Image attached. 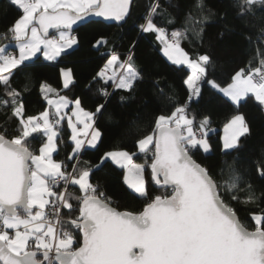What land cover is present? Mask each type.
<instances>
[{"label": "snow or ice", "instance_id": "obj_1", "mask_svg": "<svg viewBox=\"0 0 264 264\" xmlns=\"http://www.w3.org/2000/svg\"><path fill=\"white\" fill-rule=\"evenodd\" d=\"M132 2L8 0L22 15L3 34L5 38L11 34L16 41L18 55L7 46L0 47V108L10 111L9 121H17L14 129L0 128V264H264V207L252 216L255 226L251 230L235 208V204L264 201V188L257 192L239 155L228 159L232 152H239L241 138L250 134L245 117L233 115L225 125L229 135L224 139V159L214 171L196 159L198 151H210V118L200 119L197 128L196 115H189L193 100L198 103L202 97L204 85L222 93L234 105L239 106L251 95L264 108V50L260 51L259 66L252 67L249 60L226 86L218 83L215 77L219 61L207 52L190 57L182 47L184 40L194 47L204 44L206 28L217 16L205 0H191L184 26L174 28L170 34L157 25L155 17L170 16L168 24H174L175 14L169 7L179 11L181 6L171 5L170 0H154L140 26L142 33L155 34L169 62L190 70L184 80L187 99L181 102L160 87V114L145 134L135 139L139 153L146 158L151 153L148 166L162 194L148 192L145 166L133 162L136 153L108 152L97 165L85 161L87 167L53 158L59 136L57 126L66 116L74 142L67 161L75 160L85 145L79 137L86 133L77 125L92 129L87 144L95 147L102 134L93 128L94 117L102 113L105 104H98L96 113L87 112L79 98L69 101L44 83L40 85L42 96L55 112L45 109L39 116L25 117L22 97L29 91V83L23 85V91L12 84L17 71L28 67L24 62L38 52H43L46 60H55L77 44L72 26L87 16L126 22ZM228 7L234 21L243 28L257 30L255 42L258 49H264V0H229ZM226 19L227 11L216 22ZM49 29H56L58 36L49 38ZM225 31L236 32V25L223 23L219 35L223 37ZM240 34L249 44L253 42L252 32ZM137 43L133 41L123 60L113 50L105 68L97 74L105 84L111 81L115 89L129 95L144 79L136 65ZM107 44L102 37L93 47ZM113 66L121 69L119 74H109ZM62 77L64 88H68L73 83L71 72L62 70ZM155 83L159 85V79ZM99 91L105 97L110 95L105 88ZM48 93H56L58 99L54 101ZM71 104L74 108L68 116L63 110ZM72 117H76L75 123ZM138 123L134 118L126 126L125 135L131 137ZM33 134L43 136L38 152L29 139ZM108 159L125 170V184L145 203L141 211L118 210L102 185L91 182V176ZM256 173L264 180V159L256 162ZM77 188L78 194L74 191Z\"/></svg>", "mask_w": 264, "mask_h": 264}, {"label": "trees", "instance_id": "obj_2", "mask_svg": "<svg viewBox=\"0 0 264 264\" xmlns=\"http://www.w3.org/2000/svg\"><path fill=\"white\" fill-rule=\"evenodd\" d=\"M154 0H135L131 5L130 14L126 22L121 26L105 24L99 21H90L80 26L74 33L78 39L86 46V56L81 59L69 60L61 59L55 63L44 62L40 58H35L24 68V71H17L12 81L13 87L23 91V85L29 83V91L23 92V103L25 105V117L38 116L46 109V102L42 96L40 85L48 84L53 89L58 90V95H63L68 100L74 101L79 98L82 101L81 107L91 113H96L98 104H105L102 113H97L94 117L95 128L101 132V138L94 148H84L76 156L75 160L67 161V157L72 153L73 143L71 133L67 124L62 121L59 129L57 151L53 158L57 161H65L69 164L79 163L80 167H87L85 161L92 165L100 163L101 158L108 152L127 151L133 155V161L145 166L144 179L148 192L152 195L162 194L158 190L151 178L150 165L151 153H139L135 146V139L142 136L153 124L155 116L159 115L162 107L159 97V88L163 87L168 94H175L181 102L187 99V88L184 84L189 71L184 66H176L170 63L160 53L161 45L156 40L153 33H142L140 26L145 23L149 6ZM163 2V0H162ZM191 0H170L171 5L179 4V11L169 7V11L175 14L176 22L168 24L170 16H157L155 22L159 26L165 27L169 34L174 28L184 26L185 13L188 10ZM207 6L217 13L213 17V22L206 28L203 46H193L188 40L182 41L183 49L194 57L197 53H209L215 60L219 61L216 71V79L222 86L231 82V77L235 71L246 68L249 60H252V67L259 66L260 51L255 42L256 29L243 28L239 21H234L232 11L228 7L229 0H205ZM227 11V19L223 23L235 24L236 32L225 31L223 37L219 33L223 30V23L216 22L218 17ZM19 12L8 4V0H0V46L6 42L14 41L11 34L7 38L4 33L11 22L18 17ZM241 31L252 32L253 42L249 44ZM106 38L108 44L98 49L93 47L97 40ZM133 41H138L135 47L136 65L143 73L144 79L140 81L133 94L129 95L123 90H117L112 83L105 84L97 76L107 62L111 52L119 53L123 60L128 50L132 47ZM23 67V66H22ZM68 69L73 77V83L68 88L62 87L61 71ZM96 78L97 82H94ZM159 79V85L155 81ZM92 85L89 87V85ZM107 89L109 96L100 94V89ZM125 96V100L120 97ZM147 101V104L145 103ZM196 115V125L199 128V121L203 117L210 118L207 132V140L210 147L209 153L202 151L196 153V159L202 164L208 165L215 171L224 159L222 156L221 134L224 126L233 115L241 114L245 117L251 131L240 140L239 152H232L228 157L239 155L241 166L248 169L251 181L257 192L264 188V180L258 178L256 173V162L264 159V108L255 101L251 95L242 100L239 106L232 104L228 99L215 90H210L207 85L203 87V95L197 103L193 100L189 108V115ZM10 111L5 112L0 108V128L7 126L10 130L17 125L15 118L9 121ZM111 117V119H109ZM138 118L131 137L125 135L126 126L134 119ZM14 134L11 133L10 135ZM32 147L37 150L43 140L42 134H33ZM205 156L207 158L205 159ZM70 169V167H69ZM124 171L115 166L110 161H105L103 167L91 176V182H99L107 195L115 202L118 210L141 211L145 206L143 199L130 191L123 182ZM78 194V188L74 189ZM243 196V193H241ZM73 204L76 201L73 200ZM264 207V201L250 204H235L242 221L249 222V228L255 226L252 216L259 214L260 208ZM67 211V210H65Z\"/></svg>", "mask_w": 264, "mask_h": 264}, {"label": "crops", "instance_id": "obj_3", "mask_svg": "<svg viewBox=\"0 0 264 264\" xmlns=\"http://www.w3.org/2000/svg\"><path fill=\"white\" fill-rule=\"evenodd\" d=\"M14 8L16 9V7L14 6ZM17 10V9H16ZM18 12H19V15H18V17H16L12 22H11V25L15 22V20L16 19H18L21 15H22V13L19 11V10H17ZM71 34L72 35H74V36H76L77 37V35L72 31L71 32ZM53 36H58V32H56V33H53L52 35H50L49 36V38H51V37H53ZM78 38V37H77ZM14 40V39H13ZM15 45H16V41L14 40V41H10V42H6V43H4V44H2L0 47H5V46H7L8 47V50L9 51H13L14 52V54H16V55H18V50L16 49V47H15ZM86 52H87V49H86V46L78 39V43L77 44H75V45H73L71 48H68V49H66L65 50V52H63V53H61L60 54V56H58L55 60H46L45 58H44V55H43V52H38L37 54H36V56H34V57H32L30 60H28V61H25L24 63L26 64V63H30L31 61H33L35 58H40L41 60H43L44 62H48V63H55V62H58V61H60L61 59H64V58H67V59H69V60H75V59H81V58H84L85 56H86ZM160 53L162 54V52H161V48H160ZM163 55V54H162ZM109 58H110V56H109ZM108 58V59H109ZM166 58V57H165ZM167 60V59H166ZM108 61V60H107ZM171 63V62H170ZM107 64V62L104 64V66L102 67V69H104L105 68V65ZM185 67V66H184ZM101 69V70H102ZM101 70H100V72H101ZM64 71H69L68 69H64ZM111 71H116L117 72V74H119V72L121 71V69H119L118 67H115V66H113V68L109 71V74H111ZM188 71H190L189 69H188ZM61 82H62V87L64 88V86H63V77H62V71H61ZM110 83H112L111 81H109ZM70 86V85H69ZM114 87V86H113ZM221 95H222V93H220ZM48 96H49V98H51V99H53L54 101L55 100H57L58 99V95L56 94V93H48L47 94ZM226 98V97H225ZM227 99V98H226ZM69 101H71V100H69ZM230 101V100H229ZM45 102H46V109H49L51 112H55V109L53 108V107H50L49 105H48V103H47V101L45 100ZM231 102V101H230ZM232 103V102H231ZM233 104V103H232ZM74 108V104H71L70 106H69V108L68 109H64L63 111L64 112H66L67 113V115L68 116H70L71 115V112H72V109ZM45 111V110H44ZM43 111V112H44ZM40 115V114H39ZM38 115V116H39ZM81 119H83V117H81ZM72 120H73V123H75L76 122V117H72ZM66 124H67V126H68V119H67V116L65 117V119L63 120ZM229 122V121H228ZM95 124V123H94ZM94 124H93V128H95V126H94ZM77 127L78 128H80L81 130H83V132L84 133H86V135H83V136H80L79 138H81V139H84L85 140V145H84V147L81 149V151L77 154V155H79L81 152H82V150L84 149V148H94V147H90V146H88V144H87V140H89V139H91V136H90V133H91V131H92V129H84V126H83V124L81 123V124H79V125H77ZM68 128H69V126H68ZM69 130H70V133H71V137H72V130L69 128ZM227 135H229V132L228 131H226V129H225V126H224V128H223V130H222V134H221V137H220V140H221V145H222V149H223V144H224V139H225V137L227 136ZM58 138H59V136H58ZM71 141H72V139H71ZM57 143H58V139H57ZM72 143H73V147H74V142L72 141ZM96 143H98V142H96ZM95 143V145H97ZM57 146H58V144H57ZM73 150V149H72ZM138 150V149H137ZM53 155H54V153H53ZM107 161H110L111 163H113L115 166H117L111 159H108ZM134 162V161H133ZM134 163H136V162H134ZM137 164H139V163H137ZM118 167V166H117ZM120 168V167H119ZM123 171H124V176H125V170L123 169ZM124 176H123V182H124ZM124 184H125V182H124ZM126 185V187L128 188V186H127V184H125ZM129 189V188H128ZM130 191H132V192H134L132 189H129Z\"/></svg>", "mask_w": 264, "mask_h": 264}, {"label": "water", "instance_id": "obj_4", "mask_svg": "<svg viewBox=\"0 0 264 264\" xmlns=\"http://www.w3.org/2000/svg\"><path fill=\"white\" fill-rule=\"evenodd\" d=\"M135 0H133V2H134ZM132 2V3H133ZM129 16V15H128ZM128 16L126 17V20H127V18H128ZM90 21H99V22H103V23H105V24H111V25H115V26H121V25H123L125 22H123V23H118V22H116V21H113V20H105L103 17H96V16H94V15H90V16H87V17H85V19L84 20H81V21H77V23L76 24H74L73 26H72V31L74 32L75 30H77L80 26H82V25H84V24H86V23H88V22H90ZM56 32H58L56 29H49V36L50 35H52L53 33H56ZM150 171H151V169H150ZM151 178H152V175H151ZM153 181V180H152ZM154 183V182H153Z\"/></svg>", "mask_w": 264, "mask_h": 264}, {"label": "rangeland", "instance_id": "obj_5", "mask_svg": "<svg viewBox=\"0 0 264 264\" xmlns=\"http://www.w3.org/2000/svg\"><path fill=\"white\" fill-rule=\"evenodd\" d=\"M60 125H61V124H60ZM60 125H59V127L57 126V127H58V129H60ZM97 142H98V141H97ZM96 144H97V143H96ZM95 146H96V145H95ZM104 156H105V155H104ZM104 156H103V157H104ZM141 165H142V164H141ZM133 193H134V192H133ZM134 194H135V193H134Z\"/></svg>", "mask_w": 264, "mask_h": 264}, {"label": "built area", "instance_id": "obj_6", "mask_svg": "<svg viewBox=\"0 0 264 264\" xmlns=\"http://www.w3.org/2000/svg\"><path fill=\"white\" fill-rule=\"evenodd\" d=\"M113 85V84H112ZM58 127H59V125H58ZM198 135H199V132L197 133ZM74 163H76V162H74ZM69 171H71V168L69 169Z\"/></svg>", "mask_w": 264, "mask_h": 264}]
</instances>
